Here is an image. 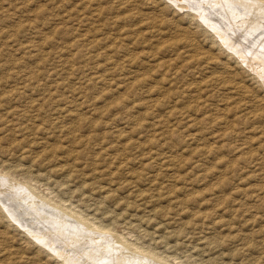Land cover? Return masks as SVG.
Listing matches in <instances>:
<instances>
[{
    "label": "rangeland",
    "instance_id": "obj_1",
    "mask_svg": "<svg viewBox=\"0 0 264 264\" xmlns=\"http://www.w3.org/2000/svg\"><path fill=\"white\" fill-rule=\"evenodd\" d=\"M182 2L0 0V184L61 201L133 258L264 264L254 48L227 49ZM1 215L0 264H65Z\"/></svg>",
    "mask_w": 264,
    "mask_h": 264
},
{
    "label": "bare ground",
    "instance_id": "obj_2",
    "mask_svg": "<svg viewBox=\"0 0 264 264\" xmlns=\"http://www.w3.org/2000/svg\"><path fill=\"white\" fill-rule=\"evenodd\" d=\"M225 4L228 5L230 9L232 8L233 10L227 9V13H226L227 15H222L221 13H220L221 15H219L218 11L221 9L220 8L218 9L216 7H220L221 5H225ZM180 5L181 7L189 8V10L193 12V15L199 18V20L202 23H204L207 27H209L210 29L216 32H219V30L225 31L224 33L219 32L220 36L222 35L224 36V38L220 37V41L221 43L224 44V46L227 49L229 50L233 49L231 50L232 52L236 50L237 51L236 54L241 55V52L243 51V49L240 48V46L238 45L239 43L240 44L244 43L248 45L249 46L248 48H250L249 50H252L251 47H253L255 54H253L252 52L253 54L252 58L249 55L251 59H249L248 57L244 55L248 59L245 62V58H244L243 61L245 62L246 67L250 68L254 72L256 77L260 79V81H264V3L263 2H261L260 0H183V2L180 3ZM82 6H86V5H82ZM214 8H216L215 11H213ZM234 10H237V12H235ZM239 10L244 14L246 13L245 14L246 16L240 17L238 15L240 12ZM212 11L215 13H211ZM221 11H223V8ZM95 12H96V9H93V11H91L90 13L94 15ZM240 27H242L243 32L239 31L241 30ZM237 47H239L240 49H238ZM243 47L245 46L243 45ZM132 55L130 56L132 57ZM128 56H127V59L129 61ZM125 59L126 58H124V60ZM206 62L209 64L208 60ZM244 62H242L243 65H244ZM167 65H169V63ZM196 66L197 64L195 65V67ZM122 67L124 66L122 65ZM201 69H203V67ZM35 79L36 78H34V80ZM216 81H218V79L214 78L210 82L214 83ZM31 86H32V83H31ZM14 90L16 91V95L17 93L19 94L23 93V91H20V90L17 91L16 89ZM61 109H63V107ZM221 122L222 121H220V124ZM151 153L152 154H150V156L146 159V160H150L149 162L147 161L146 166L152 167V166H156L158 164L163 163L160 160L165 159V158L162 157V159H159L157 157L159 156L158 155L159 153L157 150L155 153L153 152ZM7 175L15 179L13 176H11L12 175L11 172H8ZM3 180H6V179H3L1 177L0 182ZM12 181L11 183H13ZM8 183L10 184V182ZM7 184H4V185H7ZM4 185L0 184V187H1L0 189V214L2 213L1 217L4 219L7 218L8 219L7 221L14 222L16 226L23 229L22 231L30 235L31 239L33 238L36 242L40 243L39 245H42L44 247L46 246L48 249L53 251V255H56L65 264H95V263L102 264L101 258L103 256V253L104 255L105 254L107 255V253H105L106 249H112L111 251H113V254H112L113 258L115 257L113 260L114 264H155V263H152L150 260H147L148 259L147 257H146L147 259H145L144 258L145 256L144 257L138 256L134 258L131 256H128L127 254L124 253L126 251V250L125 251L123 250L124 247L123 249H122V246L120 245L119 246L121 248L117 247V245L114 242L115 237L108 235V234H103V232L97 233L96 231L88 230V228L92 226L90 222H89L90 224H87L88 222L83 224V223L74 221L72 218H70L71 216L68 217V215L60 211V209L65 210V211L66 209H68V207L63 205L61 201L60 202L55 201V198L48 197L44 194L42 195L41 193L36 194L34 191L28 190L22 185H19V186L10 185L11 191L5 192L6 193L5 194L4 189H7L8 187L4 188ZM30 186L34 188L32 185ZM30 191H32L34 195H32ZM52 202H54V204ZM50 204L51 205L53 204L54 206H51ZM69 214H72V212ZM73 214L76 215L77 212H74ZM79 215L81 216L80 220L83 219L85 221H90L89 219H87L88 217H86L85 214L84 215L79 214ZM93 224L97 225L96 223H93ZM96 229L104 230L106 229V227L103 223L100 222L98 226L96 227ZM98 237L99 239H97ZM116 238L118 239V237ZM129 245L131 246V244H128V246ZM132 246L129 247L130 250H132L131 249ZM71 250L73 251L70 252ZM130 250H127V253ZM141 251L143 254L147 252V251L145 252L144 250H141ZM131 252L132 251H130V253ZM148 252L152 253L151 250H149ZM154 258L157 259L156 255H154ZM155 261L156 260H154V262Z\"/></svg>",
    "mask_w": 264,
    "mask_h": 264
}]
</instances>
